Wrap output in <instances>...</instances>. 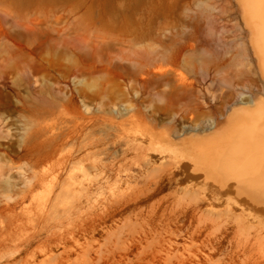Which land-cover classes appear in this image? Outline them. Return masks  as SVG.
Wrapping results in <instances>:
<instances>
[{"label":"rangeland","instance_id":"1","mask_svg":"<svg viewBox=\"0 0 264 264\" xmlns=\"http://www.w3.org/2000/svg\"><path fill=\"white\" fill-rule=\"evenodd\" d=\"M197 1L95 0L93 7L106 25L134 12L177 40L195 33L191 40L205 46V18L187 27L186 7ZM202 1L217 5L222 38L246 41L236 0ZM4 46L0 40V264H264V215L226 192L221 173L243 135V123L225 119V102L232 112L250 109L248 101L263 95L254 57L234 66L252 68L243 78L223 64L206 75L182 65L180 77L193 90L180 88L168 103L154 100L138 118L137 109L119 103L117 86L104 84L107 74L86 72L74 83L68 60L55 74L40 71L53 82L47 91L26 86L16 69L22 57L6 58ZM71 87L87 95L74 99L78 110L104 119L83 129L64 119L52 124L53 138L45 130L36 137L38 123L24 119L28 107L49 103V90L62 102ZM194 112L200 119L191 122ZM39 156L33 167L30 159Z\"/></svg>","mask_w":264,"mask_h":264},{"label":"bare ground","instance_id":"2","mask_svg":"<svg viewBox=\"0 0 264 264\" xmlns=\"http://www.w3.org/2000/svg\"><path fill=\"white\" fill-rule=\"evenodd\" d=\"M94 1L0 0V40L5 42L2 50L11 61L16 56L22 57L16 69L25 76L26 86L32 84L47 91L53 82L48 81L40 71L55 74L59 72L57 66L60 62L68 60L67 69L72 71L74 83H82L86 72L96 70L107 74L104 84H115L121 94L119 103L137 109L133 115L140 118L143 117L142 110L150 107L154 100L168 103L179 97L180 88L193 90L192 82L185 83V79L180 77L179 68L182 65L196 68L204 75L210 66H215L217 74L221 71L218 65L234 67L242 60L250 59L251 55L263 82L260 88L263 95L258 102L248 101V104L253 105L250 109L232 112L233 105L225 102L224 109L228 112L225 119L243 123V135L236 144L237 154L233 153L227 158L228 167L220 172L226 192H234L244 207L257 217L256 212L264 215V0H236L247 38L246 41L239 38L234 44L220 35L223 26L218 23V7L215 3L199 0L194 9L186 7L190 12L187 27L190 25L192 29L199 18L206 20V26L200 31L208 39L205 46H197L194 39L191 40L196 36L195 33L192 36L191 33L187 36L181 34L177 40L175 35L166 34L168 29L165 27L156 30L148 20L137 18L134 12L123 11L117 24L106 25L101 22V12L93 7ZM154 43L159 47L156 48ZM1 61L6 63L7 60L2 58ZM170 72L173 78L168 80ZM251 72L249 65L234 67V75L238 78ZM81 90L71 87L65 92L66 97L62 102L49 90V103L41 107H28L29 114L24 115V119L38 123L40 128L35 131L36 137L41 130H45L49 131L47 135L51 138L54 133L52 124L64 119L78 124L80 129L85 127L84 124L104 119L102 115H88L78 110L74 99L79 94L83 95V100L87 96ZM192 94L187 97L188 100L192 99ZM99 97L101 100L102 97ZM187 117L191 122L200 119V115L195 112ZM29 142L24 145L25 152L22 154L26 158L33 153ZM40 156L30 159L33 167L39 164ZM62 245L72 244L63 242Z\"/></svg>","mask_w":264,"mask_h":264}]
</instances>
